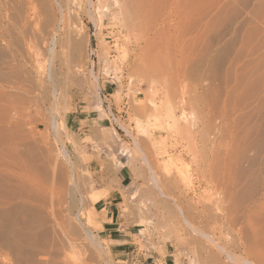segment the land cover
Segmentation results:
<instances>
[{
	"label": "rangeland",
	"instance_id": "obj_1",
	"mask_svg": "<svg viewBox=\"0 0 264 264\" xmlns=\"http://www.w3.org/2000/svg\"><path fill=\"white\" fill-rule=\"evenodd\" d=\"M55 1L0 0V264H264V149L251 194L218 182L234 108L264 96V0H153L161 38L154 16L128 36L113 0ZM79 110L90 129L69 131ZM110 196L123 244L99 235Z\"/></svg>",
	"mask_w": 264,
	"mask_h": 264
},
{
	"label": "bare ground",
	"instance_id": "obj_2",
	"mask_svg": "<svg viewBox=\"0 0 264 264\" xmlns=\"http://www.w3.org/2000/svg\"><path fill=\"white\" fill-rule=\"evenodd\" d=\"M2 1V0H1ZM9 1V0H8ZM29 1V0H28ZM31 1V0H30ZM112 1V0H111ZM11 2V1H10ZM13 2V1H12ZM56 3H57V5H58V7L60 8V10H61V8L63 9L64 8V6H65V0H56L55 1ZM152 2H153V0H113V2H112V4H114L113 5V11H115L116 12V20L119 22V25H120V28L123 30V31H125L126 32V34H128V36H134L135 34H138V33H140L141 35H142V33H145V34H147L146 33V30H147V27L148 26H150V29H151V26L152 25H150V22H151V19H152V16H154V19L156 20V26H153V28H157V30H155V32L156 31H159L157 34H155L156 36H159V34L160 33H162V31L163 30H165L166 29V21H167V17H168V15H170V14H166V12L164 11V9H162L161 8V6H160V8L161 9H154L156 6H154L155 5V3H153L152 4ZM155 2V1H154ZM157 2H160V1H157ZM170 2V1H169ZM1 3V2H0ZM20 3V2H19ZM162 3V2H161ZM6 5L5 6H7L8 4H7V1H6V3H5ZM11 4V3H10ZM14 4V3H13ZM13 4H12V6H13ZM111 4V3H110ZM3 5V4H2ZM1 5V6H2ZM30 5V4H29ZM68 5V4H67ZM153 5V7H151ZM158 5V4H157ZM4 6V5H3ZM16 6V5H15ZM33 6H34V4H33ZM66 7V6H65ZM112 7V6H111ZM110 7V9H112ZM1 9V8H0ZM15 9V8H14ZM166 9V8H165ZM16 10H18V9H16ZM32 10H34V8L32 9ZM158 10V11H157ZM112 10H111V12H113ZM166 11H167V9H166ZM65 12V11H64ZM168 12H169V10H168ZM174 12V11H173ZM173 12H171V13H173ZM176 12V11H175ZM174 12V13H175ZM114 13V12H113ZM170 13V12H169ZM173 15V14H172ZM178 17V16H177ZM179 18V17H178ZM169 19H172V18H169ZM61 20V19H60ZM169 21V20H168ZM60 23V22H59ZM62 23V22H61ZM62 26V25H61ZM63 28V27H62ZM152 28V29H153ZM8 29L10 30V28L8 27ZM149 29V28H148ZM150 29L148 30V31H150ZM153 32V31H152ZM152 32H150V33H152ZM154 33V32H153ZM153 33H152V35H153ZM144 35V34H143ZM142 35V37H144ZM148 35V34H147ZM146 35V36H147ZM130 36V37H131ZM155 37V36H154ZM162 36H161V34H160V38H161ZM156 38V37H155ZM144 39H146V38H144ZM150 39V38H149ZM151 39H154V38H151ZM159 39V38H158ZM157 39V40H158ZM147 40V39H146ZM145 40V44L148 42L149 43V41H146ZM155 40V39H154ZM144 41V40H143ZM153 41V40H152ZM151 41V42H152ZM150 42V43H151ZM149 43V44H150ZM144 44V46H147V45H145ZM218 44V43H217ZM247 44V43H246ZM257 44V43H256ZM259 44V43H258ZM138 46V45H137ZM226 46V45H225ZM243 46V45H242ZM259 46V45H258ZM253 47V46H252ZM142 48V47H141ZM220 48V47H219ZM144 49V48H143ZM146 49V48H145ZM224 50H225V48H224ZM253 50V49H252ZM256 50V49H255ZM258 50V49H257ZM141 51V50H140ZM260 51V50H259ZM40 53V52H39ZM201 53V52H200ZM208 53V52H207ZM240 55V54H239ZM258 55V54H257ZM261 55V54H260ZM260 55H258V56H260ZM205 56V55H204ZM211 56V55H210ZM209 56V57H210ZM238 56V55H237ZM155 57V56H154ZM206 57V56H205ZM212 57V56H211ZM214 57V56H213ZM152 58V57H151ZM158 58V57H157ZM141 59H142V57H141ZM159 59V58H158ZM212 59V58H211ZM253 59V58H252ZM255 59V58H254ZM134 60H135V58H134ZM151 60V59H150ZM153 60H156V62L158 61L157 59H153ZM198 60V59H197ZM217 60V59H216ZM138 61H140V59H138ZM143 61V60H142ZM141 61V62H142ZM148 61V60H147ZM152 61V60H151ZM159 61H161V60H159ZM199 61V60H198ZM215 61V60H214ZM135 62V61H134ZM140 62V63H141ZM200 62V61H199ZM136 63V62H135ZM153 63H154V61L152 62V66H155V64L153 65ZM158 63V68H159V62H157ZM209 63V62H208ZM261 63V62H260ZM259 63V64H260ZM134 64V63H133ZM145 64H146V62H145ZM209 64H211V63H209ZM244 64V63H243ZM163 65V64H162ZM215 65V64H214ZM134 66V65H133ZM135 66H137V65H135ZM140 66V65H139ZM142 66H144V64L142 65ZM151 65H150V63H149V66L148 65H146V66H144V67H142L144 70H145V67H150ZM151 66V67H152ZM216 66V65H215ZM259 66V65H258ZM131 67V66H130ZM138 67V66H137ZM137 67H135V68H137ZM141 67V66H140ZM156 67V66H155ZM155 67H153V68H155ZM260 67V66H259ZM258 67V69H260ZM135 68L133 69V70H135ZM238 68V67H237ZM246 68V67H245ZM130 69V68H129ZM157 69V68H156ZM137 70V69H136ZM140 71L142 70V69H139ZM143 70V71H144ZM153 70H155V69H151V72H153ZM160 71H162L161 69H159ZM158 70V71H159ZM242 70H244V69H242ZM250 70V69H249ZM138 71V70H137ZM142 71V72H143ZM147 71H150V68H149V70H147ZM159 71V72H160ZM236 71V70H235ZM252 71V70H251ZM145 73H146V71H144ZM150 72V73H151ZM156 72V70L154 71V73ZM248 72V71H247ZM246 72V73H247ZM259 71H257V73H258ZM252 73V72H251ZM142 75H144L143 73H141ZM147 74V73H146ZM152 74V73H151ZM162 74H164V73H162ZM253 74V73H252ZM152 75H154V74H152ZM151 75V76H152ZM157 75V73H155V75L154 76H156ZM159 75H161L160 73H159ZM247 75V74H246ZM145 76V75H144ZM144 76H143V78H144ZM146 76H148V75H146ZM162 76V75H161ZM244 76V75H243ZM248 76V75H247ZM141 77V76H140ZM157 78L159 77V76H156ZM256 78H254L253 77V75H249V77H247L248 78V82L250 83V84H248L247 86L248 87H250L251 86V84L252 83H254L255 84V82H253V81H258V80H255V79H257V76H255ZM149 78V77H148ZM152 78V77H151ZM156 78V79H157ZM160 78V77H159ZM236 78V77H235ZM246 78V77H245ZM260 77H258V79H259ZM147 79V78H146ZM145 79V80H146ZM244 79V78H243ZM263 78H261L260 80H262ZM155 80V79H154ZM264 80V79H263ZM242 81V80H241ZM153 82V81H152ZM247 82V83H248ZM259 82V81H258ZM263 82V81H262ZM261 82V83H262ZM148 83H149V81H148ZM237 83V82H236ZM245 83V82H244ZM257 83V82H256ZM174 84V83H173ZM253 84V86H254V88H255V85ZM258 84V83H257ZM263 84V83H262ZM236 85V84H235ZM240 86V85H239ZM246 85H244V87H245ZM262 86V85H261ZM235 87V86H234ZM238 87V86H237ZM246 88V87H245ZM253 88V89H254ZM258 88V87H257ZM262 88H263V86H262ZM176 89V88H175ZM248 89V88H247ZM247 89H245L246 91H247ZM259 89V88H258ZM252 90V89H251ZM262 90V89H261ZM168 91V90H167ZM173 91V90H172ZM233 91V90H232ZM231 91V92H232ZM249 91H250V89H249ZM253 91H255V90H253ZM257 91V90H256ZM255 91V92H256ZM245 92V91H244ZM254 92V93H255ZM169 93V92H168ZM167 93V94H168ZM171 93V92H170ZM245 93H247V92H245ZM254 93H253V95H254ZM264 93V92H263ZM243 94V93H242ZM249 94V93H248ZM259 94H260V92H259ZM245 95V94H244ZM253 95H252V97H253ZM257 95V94H256ZM264 95V94H263ZM211 96V95H210ZM217 96V95H216ZM248 96H251V95H248ZM244 97V96H243ZM246 97V96H245ZM256 97V96H255ZM257 97H258V95H257ZM260 98H256V105H254V107H253V105H252V107L253 108H251L250 110H248V112H243V113H239V112H237L236 111V109H238L237 107H235L234 109V111H233V117L229 120L230 121V126H231V128H232V135H231V138H232V146H231V148L229 149V151L227 150L225 153H224V155H219L221 158H222V162H225L224 163V166H223V170L222 171H220V170H218L219 172H222V174L220 173L219 174V177H220V180H219V178H217L218 176H217V173L216 172H218V171H216L215 173L216 174H214L215 176H217L216 177V180L218 179L219 181L218 182H223V183H225L227 186H228V188L231 190V194H237L239 197L240 196H243L244 195V198H245V194H247V192H249V189H248V187L250 186V184H249V182H252V181H255L256 180V177H255V172L252 170V168H251V166L250 165H253V163L255 162V160H254V157L253 156H255L254 155V153L252 154V155H248V152H249V150H251V148H253L255 151H257V153L258 152H260L262 149H264V122L263 121H261V117L263 118L264 117V115H263V113H264V96H259ZM215 98V97H214ZM229 98H231V97H229ZM237 98V97H236ZM242 99V98H241ZM250 99V98H249ZM252 99V98H251ZM236 100V99H235ZM214 101V100H213ZM246 101V100H245ZM236 104V103H235ZM240 104V103H239ZM242 104H243V102H242ZM216 105H217V103H216ZM226 105V104H225ZM241 105V104H240ZM240 105H238V107L240 106ZM246 105H249V102H248V104H247V102H246V104L244 105V106H246ZM233 106H235V105H233ZM241 107V106H240ZM247 107V106H246ZM249 107V106H248ZM251 107V106H250ZM227 108H228V106H227ZM244 109L243 110H245V107H243ZM231 109H232V107H231ZM240 109V108H239ZM238 109V110H239ZM247 109V108H246ZM226 111H228V110H226ZM246 111V110H245ZM229 112V111H228ZM236 112L238 113V114H236ZM222 113V112H221ZM225 113H227V112H225ZM231 113H232V111H231ZM231 113H229V114H231ZM228 114V113H227ZM229 116V115H228ZM227 117V116H226ZM224 118V117H223ZM222 118V119H223ZM221 119V118H220ZM227 121V120H226ZM225 126V125H224ZM229 126V125H228ZM227 127V126H226ZM227 134V133H226ZM230 136V135H229ZM231 138H230V140H231ZM230 145V144H229ZM254 150H252V151H254ZM264 151V150H263ZM263 151H261V153L263 152ZM23 152V151H22ZM21 153V152H20ZM29 153V152H28ZM31 153V152H30ZM252 153V152H251ZM264 153V152H263ZM15 155V154H14ZM36 155V154H35ZM64 155V154H63ZM218 155H217V157H218ZM258 155V154H257ZM261 155H263V154H261ZM65 156H67V155H65ZM260 156V155H259ZM45 157V156H44ZM248 157H251L250 159H252V157H253V159H252V161H248ZM262 157V159L264 158V156H260V158ZM31 158V157H30ZM29 158V159H30ZM48 158V157H47ZM52 158V157H51ZM256 159L258 158V157H255ZM36 159V158H35ZM215 159H217V158H215ZM220 159V158H219ZM262 159H260L259 161H261ZM46 161V160H45ZM52 161V160H51ZM216 161V160H215ZM219 161V160H218ZM217 161V162H218ZM50 162V161H49ZM217 162H216V165H217ZM256 162H257V160H256ZM255 162V163H256ZM48 163V162H47ZM219 163V162H218ZM221 163V162H220ZM220 163L218 164V166H220L221 167V165H220ZM260 163V162H259ZM36 164V163H35ZM49 164V163H48ZM221 164H223V163H221ZM263 164V163H262ZM44 165V164H43ZM40 166H42V165H40ZM45 166V165H44ZM55 166V165H54ZM27 167H29V166H27ZM52 167V166H51ZM57 167V166H56ZM215 167V166H214ZM219 167V168H220ZM263 167H264V164H263ZM40 169H42L41 167H39ZM49 168V167H48ZM58 168V167H57ZM216 168V167H215ZM255 167H254V165H253V169H254ZM59 169V168H58ZM53 170V169H52ZM215 170V169H214ZM258 170V169H257ZM256 170V168H255V171H257ZM44 173H45V171H46V169L45 170H42ZM29 172V171H28ZM41 172V171H40ZM52 172V171H51ZM259 173V172H258ZM264 173V172H263ZM45 175V174H44ZM48 175V174H47ZM63 175V174H62ZM249 175H251L250 177H251V180H250V178H249V180H248V176ZM33 176H35V175H33ZM49 176V175H48ZM56 176V175H55ZM65 176V175H64ZM71 176V175H70ZM40 177V176H39ZM44 177H46V176H44ZM59 177V176H58ZM72 179V178H71ZM74 179V178H73ZM215 179V178H214ZM57 181H58V179H56ZM75 180V179H74ZM44 181V180H43ZM73 181V180H72ZM38 182V181H37ZM56 183V182H55ZM54 183V184H55ZM214 183H215V181H214ZM254 183V182H253ZM253 183L251 184V185H253ZM22 184V183H21ZM40 184V183H39ZM45 184V183H44ZM58 184H59V182H58ZM63 184V183H62ZM219 184V183H218ZM32 185V184H31ZM57 184H55V186H56ZM61 185V184H60ZM64 185V184H63ZM226 186V187H227ZM255 186V185H254ZM39 187V186H38ZM60 187V186H59ZM47 188V187H46ZM249 188H251V187H249ZM264 188V187H263ZM263 188H261V189H263ZM53 189V188H52ZM44 190V189H43ZM248 190V191H247ZM252 190V189H251ZM259 190H260V187H259ZM49 191H50V189H49ZM233 191V192H232ZM46 192V191H45ZM255 192V191H254ZM259 192V191H258ZM55 193V192H54ZM57 193V192H56ZM62 194V193H61ZM249 194H251V193H249ZM249 194H247V195H249ZM50 195V194H49ZM48 195V196H49ZM58 195H60V194H58ZM233 195H232V197H233ZM237 195H234V198L237 196ZM254 195V194H253ZM237 196V197H238ZM251 196V195H250ZM64 197V196H63ZM62 197V198H63ZM236 197V198H237ZM239 197H238V199H236V200H238L239 201ZM253 197H255V196H253ZM256 197H257V195H256ZM261 197L262 198H264V189L262 190V192H261ZM260 197V198H261ZM61 198V197H60ZM250 198V197H249ZM248 198V199H249ZM252 198V197H251ZM233 199V198H232ZM241 199H242V197H241ZM64 200V199H63ZM234 200V199H233ZM252 201H253V199H252ZM264 202V200L262 201V203ZM253 203V202H252ZM251 203V204H252ZM31 204V203H30ZM250 206V205H249ZM23 208V207H22ZM32 208V207H31ZM34 208V207H33ZM27 209H28V207H27ZM38 208H36V210H37ZM1 210V209H0ZM39 210V209H38ZM16 211V210H15ZM27 211V210H26ZM65 212V211H64ZM71 212V211H70ZM231 212V211H230ZM12 213V212H11ZM31 214V213H30ZM83 214V213H82ZM4 216L6 217V215L4 214ZM4 216H3V218H4ZM13 216V215H12ZM9 217H11V216H9ZM15 217V216H14ZM28 217V216H27ZM39 217V216H38ZM12 218V217H11ZM35 218V217H34ZM40 218V217H39ZM38 218V219H39ZM2 219V218H1ZM10 218H8V221L7 222H10L11 220H9ZM27 219V218H26ZM30 219V218H29ZM35 219H37V218H35ZM4 219H2V221H3ZM7 220V219H6ZM6 220H4V221H6ZM20 220V219H19ZM22 220V219H21ZM40 220V219H39ZM1 221V220H0ZM14 221H16V220H13L12 219V221H11V223H10V225L9 226H11L13 223H14ZM23 221V220H22ZM37 221V220H36ZM24 222V221H23ZM30 222H32L31 220H30ZM38 222V221H37ZM16 223H17V221H16ZM30 224V223H29ZM23 225H24V223H23ZM25 226V225H24ZM38 226V225H37ZM8 227V226H7ZM12 227V226H11ZM29 227V226H28ZM30 227H31V225H30ZM29 227V228H30ZM33 227V226H32ZM44 227V226H43ZM65 227H66V224H65ZM8 228H10V227H8ZM15 228V227H14ZM13 227H12V230L14 229ZM26 228V227H25ZM18 229V228H17ZM32 229V228H31ZM13 231H17V230H13ZM40 231H42V230H40ZM89 231V230H88ZM18 233H19V231H18ZM26 233V232H25ZM36 233V232H35ZM22 234H23V232H22ZM21 233L18 235V236H20V237H22L23 235H22ZM27 234V233H26ZM26 234L24 235V236H26ZM34 235V234H33ZM8 236V235H7ZM23 236V237H24ZM6 237V236H5ZM23 237L20 239V241H22V239H23ZM8 238V237H7ZM34 240V239H33ZM32 240V241H33ZM19 241V240H18ZM45 241V240H44ZM37 242V241H36ZM18 243H20V242H18ZM12 244V243H11ZM57 244H59V243H57ZM14 246V245H13ZM13 246H11V247H13ZM56 246V245H55ZM31 247V246H30ZM59 246H57V248H58ZM18 248V247H17ZM56 250H58V249H56ZM16 251H18V250H16ZM21 252H22V250H20ZM55 251V250H54ZM56 253H57V251H55ZM25 254V253H24ZM59 254V253H58ZM57 254V255H58ZM31 255V254H30ZM51 256V255H50ZM53 256V255H52ZM56 256V255H55ZM18 258V257H17ZM54 258V257H53ZM57 258V257H56ZM61 258V257H60ZM45 259V258H44ZM29 260V259H28ZM31 260V259H30ZM32 261H33V259H32ZM55 261V260H54ZM61 261V260H60ZM60 261H59V264H61L60 263ZM50 262V261H49ZM64 262V261H63ZM31 263V262H30ZM39 263V262H38ZM37 263V264H38ZM53 263V262H52ZM250 263H251V261H250ZM54 264V263H53ZM55 264H57V262H55ZM251 264H256V262H252Z\"/></svg>",
	"mask_w": 264,
	"mask_h": 264
},
{
	"label": "crops",
	"instance_id": "obj_3",
	"mask_svg": "<svg viewBox=\"0 0 264 264\" xmlns=\"http://www.w3.org/2000/svg\"><path fill=\"white\" fill-rule=\"evenodd\" d=\"M78 113H69L65 119V124L67 129L72 132H80L90 129V118L89 115L81 114V110ZM133 173V169L130 165H122L117 172L118 180L122 184V180L130 179ZM102 178V185L100 187H107L109 181L101 174L99 178ZM121 187V185H120ZM119 188V187H118ZM96 204L100 205V211H104L101 215H105V220L101 223V228L99 229V235L103 234L104 238L110 241H118V244H123L124 241H119L118 236H121V226L115 221L110 219L112 215H118V205L121 204L117 196H110L106 200L100 198L96 201ZM120 252H125L124 249H119Z\"/></svg>",
	"mask_w": 264,
	"mask_h": 264
}]
</instances>
